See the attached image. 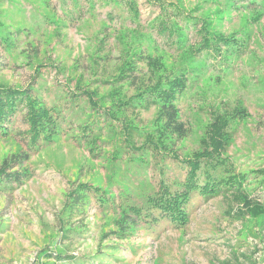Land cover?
<instances>
[{
	"label": "rangeland",
	"instance_id": "obj_1",
	"mask_svg": "<svg viewBox=\"0 0 264 264\" xmlns=\"http://www.w3.org/2000/svg\"><path fill=\"white\" fill-rule=\"evenodd\" d=\"M9 35L0 89L31 97L0 129V170L22 176L0 190V264H264V0H0ZM169 80L178 146L156 109H131ZM35 98L53 126L34 135ZM123 124L158 149L129 148ZM203 156L198 184L219 183L191 193L184 224L143 207L161 181L186 191Z\"/></svg>",
	"mask_w": 264,
	"mask_h": 264
},
{
	"label": "trees",
	"instance_id": "obj_2",
	"mask_svg": "<svg viewBox=\"0 0 264 264\" xmlns=\"http://www.w3.org/2000/svg\"><path fill=\"white\" fill-rule=\"evenodd\" d=\"M13 48V42H12V36H6L3 37L0 40V49L2 51H6ZM3 59L4 56L0 54V69L1 66H3ZM125 81H128L129 83H133V85L139 88H142V80H140V76L138 72L134 69H132L129 73H126L123 75ZM170 88H162L154 85H149L147 87H144L145 89V96L142 101V105L140 106H131L132 110H138L141 111H150L152 108L156 109L158 111L159 118L162 119V126L160 128L163 135H166L175 146H178L180 142H182L186 136L188 135V128L184 121L181 119L180 110L177 105L178 100V91L180 83L176 81L169 80L167 82V85ZM31 97V94H26L25 92H6L2 89H0V129L3 131L4 134H7L8 129L6 128L7 122L11 119V116L19 110V108H23L24 101ZM39 98H35L34 101H30L26 103V108L30 113L34 116H29L27 118V121L29 123L32 122L30 118L33 119V123L31 125V131L32 134H36L39 127H48L53 126V123H50L51 121L48 119L39 118L41 113L46 115L48 111L45 110V108H41L39 103ZM38 109H41L39 114H33L36 110V113ZM38 119V120H37ZM47 121V123H45ZM126 121V120H122ZM126 138L125 141L129 143V148L135 149L136 147L133 146V143L138 145L139 140L142 138L143 141H145L147 148L158 149V146L156 147V143L151 140L150 137H144L145 135H142V132H138V127H134L132 125H122ZM39 134V133H38ZM214 144H212L213 149L211 150L215 155L219 156L220 152L223 150L224 146L223 143H220V132H214L211 135L210 138ZM142 141V142H143ZM144 147V146H143ZM131 149V150H133ZM159 149H161L159 147ZM141 153H144L143 148L139 149ZM160 153V152H159ZM19 155H15L12 157V163L9 164V161L6 160L3 164V170H8L12 168H8L12 165H15L14 167H19L23 161L27 159V157L19 159ZM204 157H198L194 160H189L186 162V166L190 169L187 173L186 182H185V190L184 192L178 193L177 191H173L169 186L166 185L165 181H161V191L152 196L147 197V203L143 206L151 210V207L158 209L160 211L161 217L167 218L171 220L173 223H179L184 224L188 219V214L186 212L187 203L191 199L190 195L194 191L201 194L202 192L206 191L209 188H213L214 185L216 186L218 180L214 178L213 176L208 174V177L203 182V187L198 184V175L197 171L200 169V164L204 160ZM175 159H178L177 157H174ZM164 176V175H163ZM22 176L17 173L9 174L6 171L0 170V190L4 189L7 184H11L14 182H20V178ZM165 177V176H164ZM166 178V177H165ZM179 183H177L178 185ZM216 191V190H215ZM213 195V192L209 194L208 196H205L206 198ZM142 208H135L134 212L137 215H140ZM132 210V209H131ZM140 210V211H139ZM128 219V218H127ZM56 259H61V257H57ZM65 261V259H64Z\"/></svg>",
	"mask_w": 264,
	"mask_h": 264
}]
</instances>
